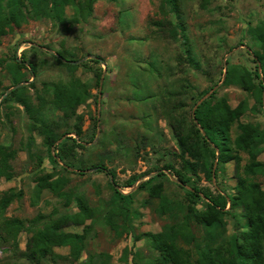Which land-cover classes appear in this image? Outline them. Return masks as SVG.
<instances>
[{"label": "rangeland", "instance_id": "1", "mask_svg": "<svg viewBox=\"0 0 264 264\" xmlns=\"http://www.w3.org/2000/svg\"><path fill=\"white\" fill-rule=\"evenodd\" d=\"M182 3L192 48L202 65L201 72L183 61L181 42L171 39L166 29L155 25L164 19L158 0H100L93 18L86 24L65 30L49 20H32L21 28H14L2 39L0 59L5 63L0 67V142L16 150L18 155L12 161L15 178L11 181L0 179V197L11 189L22 192L21 199L8 209L7 218L32 221L45 216L48 221L55 211L64 209L62 202L50 191H44L39 204L34 205L35 180L50 173L63 176L64 172L50 163L43 138L30 131L31 122L25 108L14 102L5 103V95L14 88L11 87L10 68L16 57L19 61L23 57L26 59L27 70L23 72L27 73L29 81L22 82L20 87L27 86L31 98H35L36 90L41 93L44 83L71 79L70 71L57 63L58 52L68 51L80 58L79 61L96 57L78 64L89 63V68L82 67L75 73L98 97L97 104L92 99L78 110L83 116L81 143L86 148H94L79 150L78 157L89 166L104 162L115 172L116 182L109 171L98 173V169L90 168L73 172L77 175L69 176V188L84 192L99 218L114 195L111 184L119 190L135 175L146 174L138 181L140 184L163 172L167 175V179H161L164 194L174 201H186V192L180 187L182 183L163 170L169 162L178 163L175 154L180 153L169 114L188 119L191 114L194 116V98L211 86L216 84L209 93L218 86L212 96L225 97L233 109L246 103L248 111L241 122L258 125L264 130V110L254 95L238 85L225 87L223 84L226 64L227 68L236 67L239 71L255 70L252 53L258 45L247 34L250 28L264 22V0H209L207 8H203L202 0H182ZM67 13L70 17L73 10L68 8ZM169 19L174 21L173 17ZM166 28L170 27L166 25ZM98 59L102 60L101 65L89 62ZM32 66L36 67L37 75L32 73ZM100 69L103 71L102 86L97 88L93 72ZM183 86H187L186 89ZM147 97L150 98L145 100ZM61 115L57 113L56 118ZM95 118L98 119L97 128ZM238 133L236 124L232 130L233 138ZM31 134L35 144L29 152L26 144ZM93 135L95 138L90 142ZM72 137L78 138L75 134ZM37 156L42 157V164ZM241 157L242 174L249 156L242 153ZM259 161L264 163V152ZM201 177V186L211 187L204 176ZM255 180L264 189V176ZM138 182L134 189H122L126 193H135L132 209L139 214L133 217L132 223L138 236L161 233L166 226L183 222V216L161 217L155 213L159 201L152 200L147 191L139 190ZM237 183L235 166L229 164L213 187L234 195ZM236 215L240 216L238 212ZM118 219L115 218L121 223ZM226 222L228 236L236 233L238 219L228 216ZM28 227L35 229L30 224ZM68 231L82 234L84 227H71ZM30 236L31 233L25 231L18 242L6 243L0 227V264H31L24 258ZM88 239V248L79 260H74L69 248H56L55 253L60 258L42 264H148L154 258L146 237L139 242L132 235L119 237L103 222L95 227ZM184 248L192 250L193 246ZM137 253L143 259L139 258L136 263L133 259H137Z\"/></svg>", "mask_w": 264, "mask_h": 264}, {"label": "trees", "instance_id": "2", "mask_svg": "<svg viewBox=\"0 0 264 264\" xmlns=\"http://www.w3.org/2000/svg\"><path fill=\"white\" fill-rule=\"evenodd\" d=\"M99 1L0 0V45L2 39L14 28H21L32 20H49L65 30L86 24L93 18L95 6ZM158 1L164 19L155 25L166 29L171 39L181 42L183 61L201 72L202 65L192 48L182 0ZM202 2L203 8H207L209 0ZM68 8L73 10L70 17ZM171 17L174 21L169 19ZM166 25L170 28L167 29ZM247 35L258 45V49L252 53L255 58V70L239 71L236 67H228L223 84L225 87L238 85L253 94L257 104L264 110V22L250 28ZM58 53L57 63L70 71V80L44 83L41 93L36 90L35 98L30 97L27 86H22L7 95L5 103L14 102L25 108L31 122L30 131L37 132L43 138V147L50 163L64 172L63 176L50 173L35 180L34 205L39 204L44 191H50L62 202L64 209L55 211L48 221H45V216L32 221L7 218L8 209L15 201L21 199L22 192L16 193L14 189L5 192L0 197V227L5 235V242L16 243L19 236L27 231L31 236L27 240L24 258L31 264H42L60 258V255L55 253L56 248H69L71 256L77 261L88 248L90 234L103 222L119 237L132 235L137 242L146 237L154 254L153 260L148 264H264V189L255 180L264 176V163L259 161L264 152V130L258 125L241 122L248 111L246 103H241L233 109L225 97L214 94L198 105L215 84L194 98L193 107H197L195 116L191 114L188 119L185 116L169 114L180 153L175 154L178 163L169 162L164 165L163 170L172 173L182 183L183 186L180 187L186 192V201H174L164 194V183L161 179H167V175L163 172L140 183L138 189L147 191L152 200L159 201L155 208V213L159 216H183V222L179 223L181 225L166 226L161 233H145L138 236L132 223L133 217L139 214L132 209L135 193L124 194L111 184L114 195L101 211L103 216L99 218L97 210L92 207L85 193L69 188V176L77 175L70 169L83 172L93 168L98 169V173L109 171L108 174L115 182L116 174L102 161L89 166L84 159L78 157L79 150L94 149L86 148L81 143L83 116L78 114V110L92 99H95L97 104L98 97L91 93L92 87L88 83L75 76L80 68H89V63L73 65L70 62L79 61L80 58L68 51ZM89 62L98 65L103 63L101 59ZM4 63L5 61L0 59V67H3ZM25 63V57L20 61L17 57L13 60L10 68L11 87L29 81L27 73L23 72L27 70ZM150 66L152 68V63ZM31 68L32 73L37 75L36 67ZM93 73L96 87L99 88L103 71L100 69ZM186 87L183 86V89ZM59 112L62 115L57 119L56 114ZM94 120V126L97 128L98 119ZM236 124L239 133L233 138L232 130ZM72 134L78 138H73ZM94 138L95 135L90 142ZM34 144L35 138L31 134L26 144L27 151L30 152ZM242 153L249 156V162L243 167L241 174ZM17 155L16 150L0 142V179L11 181L15 178L12 161ZM37 157L42 164V157ZM229 164H234L238 180L234 195L213 187L214 181H219V176L226 172ZM201 175L211 187L201 186ZM144 177L146 174L135 175L120 187L131 189ZM186 186L189 189H186ZM199 206H202L201 209ZM237 212L240 216L236 215ZM228 216L238 219L236 233L230 236L226 222ZM115 218H120L122 222L119 223ZM28 224L35 229H30ZM71 227H84V231L82 234L68 231ZM185 246H193V249H185ZM135 257L137 259L133 260L139 262L140 253Z\"/></svg>", "mask_w": 264, "mask_h": 264}, {"label": "water", "instance_id": "3", "mask_svg": "<svg viewBox=\"0 0 264 264\" xmlns=\"http://www.w3.org/2000/svg\"><path fill=\"white\" fill-rule=\"evenodd\" d=\"M58 57H59V55H58ZM88 58H92V59H94V58H96V57H94V56H90V57H88ZM88 58H85V59H83V60H81V61H76V62H70L71 64H73V65H78V64H80V63H83L84 61H86ZM65 62H69V61H67V60H64ZM226 73H227V64L225 65V72H224V77H223V80H225V78H226ZM224 82V81H223ZM221 84H222V82H221ZM220 84V85H221ZM22 84H19V85H17L16 87H14L13 89H11L6 95H5V97H7V95L10 93V92H12L13 90H15V89H17V88H19L20 86H21ZM101 86H102V81H101ZM216 88H218V86L216 87ZM216 88L214 89V90H212L210 93H208L204 98H202L201 99V101H199L198 102V105L199 104H201L204 100H207L208 98H210L211 96H212V94H213V92L216 90ZM197 107L195 106V108H194V112H195V109H196ZM193 112V115L195 116V113ZM197 122V121H196ZM204 134V133H203ZM60 164L63 166V164L60 162ZM70 171H72V172H77V173H80V172H82V171H79V170H73V169H70ZM84 172V171H83ZM86 172H90V171H86ZM138 184H139V182H138ZM135 187H133V188H131V189H134ZM121 192H123L122 191V189L121 188H118ZM130 192H132V191H130ZM129 192V193H130ZM124 194H128V193H125V192H123Z\"/></svg>", "mask_w": 264, "mask_h": 264}, {"label": "built area", "instance_id": "4", "mask_svg": "<svg viewBox=\"0 0 264 264\" xmlns=\"http://www.w3.org/2000/svg\"><path fill=\"white\" fill-rule=\"evenodd\" d=\"M128 189V188H127ZM123 191V190H122ZM123 192H125V191H123ZM126 193V192H125Z\"/></svg>", "mask_w": 264, "mask_h": 264}]
</instances>
